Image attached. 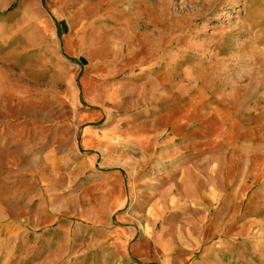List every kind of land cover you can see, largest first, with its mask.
<instances>
[{
    "label": "rangeland",
    "instance_id": "rangeland-1",
    "mask_svg": "<svg viewBox=\"0 0 264 264\" xmlns=\"http://www.w3.org/2000/svg\"><path fill=\"white\" fill-rule=\"evenodd\" d=\"M212 247L264 264V0H0V264Z\"/></svg>",
    "mask_w": 264,
    "mask_h": 264
},
{
    "label": "crops",
    "instance_id": "crops-1",
    "mask_svg": "<svg viewBox=\"0 0 264 264\" xmlns=\"http://www.w3.org/2000/svg\"><path fill=\"white\" fill-rule=\"evenodd\" d=\"M158 239V238H156ZM159 240V239H158ZM181 243H182V240H179ZM152 242H156L157 243V240H153ZM234 246V244H233ZM237 253H240V248H238L237 251H235ZM219 253L220 251L217 250V248H210L207 250L206 254L203 256L204 257V260H206V262H210L211 264H232V263H235L236 261L233 260V257L232 259L229 261V260H225L224 258L220 257L219 256Z\"/></svg>",
    "mask_w": 264,
    "mask_h": 264
}]
</instances>
